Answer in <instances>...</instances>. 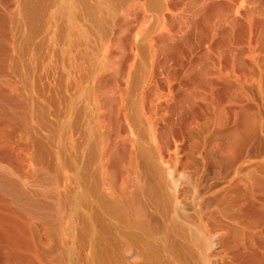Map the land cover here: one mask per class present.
I'll return each mask as SVG.
<instances>
[{
	"label": "bare ground",
	"instance_id": "obj_1",
	"mask_svg": "<svg viewBox=\"0 0 264 264\" xmlns=\"http://www.w3.org/2000/svg\"><path fill=\"white\" fill-rule=\"evenodd\" d=\"M92 2L80 0L72 76L83 95L76 118L65 114L77 127L66 133L63 185V217L78 227L85 256L99 264H264V201H253L255 190L235 180L257 167L251 116L241 126L251 106L241 100L248 88L240 74L264 79V69L242 58L241 45L245 28L247 47L263 40L264 0H248L244 12L239 0ZM185 140L183 167L192 195L203 201H178L164 161L163 151ZM75 154L78 167L71 163ZM209 168L221 186L204 185L201 194ZM50 206L32 207L54 224ZM17 217L0 204V264L57 262L41 259L35 246L26 254Z\"/></svg>",
	"mask_w": 264,
	"mask_h": 264
},
{
	"label": "rangeland",
	"instance_id": "obj_2",
	"mask_svg": "<svg viewBox=\"0 0 264 264\" xmlns=\"http://www.w3.org/2000/svg\"><path fill=\"white\" fill-rule=\"evenodd\" d=\"M86 2L93 5L92 0ZM238 6L241 12L250 8L248 0H239ZM80 14V0H0V204L16 211L18 220L13 224L26 239V254L30 256L35 246L41 259L57 258L52 264H99L93 260V254L85 256L80 247L82 240L78 236V227L68 226L63 217L66 133L68 130L74 132L77 127V123L67 122L65 114L68 112L76 118L83 95L79 81L72 76L76 71L74 39L78 36L77 28L83 27ZM93 15L94 6L89 18ZM68 19L73 20L67 25ZM55 23L60 27L52 29ZM245 30L243 34L247 38L246 34H249ZM136 32L133 30L129 36L134 38ZM245 38L242 36V58L248 61L252 57L256 59L254 63L264 64V36L258 42L254 38L255 42L249 45L251 48L247 47L248 38ZM244 74H240V79L248 89L242 93L241 100L245 105L250 103L251 107L242 114L241 126L244 127L251 116L249 120L255 125L256 134L253 162L258 168L243 170L235 180L242 190H255L253 199L256 200L253 201H264V83L259 72L253 78ZM163 86L162 90L157 88L160 90L157 93L160 103L165 105L168 97L166 86ZM220 117L222 122L225 119L222 117L226 116ZM199 118L198 124L204 122L202 116ZM188 143V140L171 143L167 151H163L164 161L171 167L176 180L178 201H200L201 196L192 195L188 171L183 167ZM175 158L177 163H174ZM78 161L76 154L71 157L73 167H78ZM202 184L201 194L204 185L212 190L221 186L213 179L210 168L206 170ZM35 201L42 207L51 205L54 224L44 220L32 207ZM71 201L73 204L78 201L74 191ZM213 249L218 248L213 246ZM120 254L123 257L125 251ZM216 258L215 261L220 260Z\"/></svg>",
	"mask_w": 264,
	"mask_h": 264
}]
</instances>
